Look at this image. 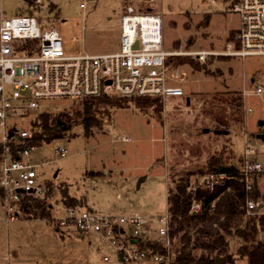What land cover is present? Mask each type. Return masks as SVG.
Returning a JSON list of instances; mask_svg holds the SVG:
<instances>
[{
    "label": "rangeland",
    "instance_id": "obj_1",
    "mask_svg": "<svg viewBox=\"0 0 264 264\" xmlns=\"http://www.w3.org/2000/svg\"><path fill=\"white\" fill-rule=\"evenodd\" d=\"M233 2L0 0V12L5 17L25 13L36 16L59 33L65 52L71 55L117 49L119 21L126 4L135 11L149 9L162 13L166 49L222 50L230 34L240 27L239 15L231 9ZM177 57L181 58L177 60ZM186 58L200 66H190ZM168 61L169 71L181 78L178 84L189 96V105L185 102L186 95L168 96L159 106L151 104L144 108L129 100L123 102V107L108 108L100 126L93 127L88 134L73 125L65 128L59 138L28 151L27 160L35 166L38 181L54 185L46 198L51 205L50 218H34L21 211L16 219L9 220L0 201V264H158L152 258L124 261L103 240L98 251L100 241L92 233L82 238L58 234L52 226V219L63 213V197L57 188L61 186L70 196L80 199L81 208L98 213L161 214L167 209V190L175 181L192 173L189 179L192 185L200 177L197 170L212 156L240 166L246 140L251 141L255 156L263 166L255 186L259 199L264 201V147L263 140L255 137L257 133H264V91L259 94L253 91L257 86L264 89V56H218L199 62L181 55ZM230 89L241 92L243 125L230 127L226 134L204 133L197 118L202 105H206L205 100L211 94L222 96ZM77 104L70 100L47 102L52 115ZM35 116L31 111V116L19 119L17 125L25 127ZM124 136L130 141H123ZM57 146L66 147L65 157H54ZM108 175L117 180V187L108 186L99 178ZM230 248L233 252L234 241ZM103 254L110 259L104 260ZM234 262L246 264L244 259ZM218 264L232 263L220 261Z\"/></svg>",
    "mask_w": 264,
    "mask_h": 264
},
{
    "label": "built area",
    "instance_id": "obj_2",
    "mask_svg": "<svg viewBox=\"0 0 264 264\" xmlns=\"http://www.w3.org/2000/svg\"><path fill=\"white\" fill-rule=\"evenodd\" d=\"M231 9L238 13L240 27L232 39L225 41L222 50L166 49L162 13L135 11L126 4L119 21L118 48L76 55L67 54L59 33L31 13L5 17L0 12V189L5 195L2 206L8 219L18 217L21 210L17 202L24 194L43 197L46 184L38 181L35 166L27 160L28 151L36 146L12 151L11 143L24 145L33 134L30 120L34 117L23 128L17 125L19 119L31 116V111L37 115L52 100H80L100 94L146 96L160 101L168 96L187 97L178 84L181 78L169 71V58L184 55L205 62L209 56H264V0H237ZM253 91L259 94L264 89L257 86ZM122 140L130 141L127 136ZM53 153L55 158H62L67 149L57 146ZM255 153L251 141L246 140L238 172L245 191V213L262 215L264 201L252 195L255 181L263 171ZM226 178V173L205 174L192 185L189 182L188 190H213L215 185L222 186ZM61 205L62 215L52 219L59 234L83 237L92 233L100 241L98 251L103 240L124 261L152 258L158 264H172L168 207L161 214L147 216L137 211L104 214L62 202ZM213 205L214 202L211 208ZM190 206L196 212L200 201H192ZM149 242L160 243L165 252L152 251L147 247ZM102 258L110 259L105 254Z\"/></svg>",
    "mask_w": 264,
    "mask_h": 264
},
{
    "label": "trees",
    "instance_id": "obj_3",
    "mask_svg": "<svg viewBox=\"0 0 264 264\" xmlns=\"http://www.w3.org/2000/svg\"><path fill=\"white\" fill-rule=\"evenodd\" d=\"M236 1L234 0L233 4ZM234 34L235 32H232L229 38L232 39ZM179 58L181 57H177V60ZM187 62L194 68L200 66L191 59ZM129 100L140 108L151 104L160 105L159 99L146 96L122 97L116 94H100L96 97L70 100L77 101L78 104L70 110L59 111L56 115H52L46 106L30 120L33 130L31 138L27 139L24 145L11 143L12 151L16 153L25 148L48 143L54 138H59L65 128L73 125L83 128L84 133L88 134L93 127L100 126L101 117L108 108L123 107V102ZM205 101L206 105L203 104L197 114L203 125V132L205 129H208L206 133L220 130L215 134H224V131L229 132L232 126L243 125V99L240 91L230 89L222 96L211 94ZM2 152L3 147L0 144V159ZM240 161L242 162V157ZM239 167L235 163L226 164L221 157L212 156L197 173L200 176L226 173L228 178L222 186L215 185L213 190L196 187L194 192H190L188 188L192 173H187L167 190L172 264H214L216 258L232 264H235V259H244L246 264H264V214L245 213V191L240 181ZM53 187L52 182H47L43 197L24 194L18 200L17 206L31 217L33 215L34 218L49 219L51 205L47 203L46 198L51 195ZM254 188L252 195L259 198L260 193L256 186ZM57 189L62 194L63 205L82 207L80 199L70 196L65 188L60 186ZM4 196L0 189V201ZM192 201H200L201 207L196 212L191 211ZM213 202L214 207L211 208ZM231 241L235 242L233 252L230 248ZM147 247L154 252H165L164 246L158 242H149Z\"/></svg>",
    "mask_w": 264,
    "mask_h": 264
},
{
    "label": "crops",
    "instance_id": "obj_4",
    "mask_svg": "<svg viewBox=\"0 0 264 264\" xmlns=\"http://www.w3.org/2000/svg\"><path fill=\"white\" fill-rule=\"evenodd\" d=\"M105 168H103V170H104ZM105 171V170H104ZM108 171H110V170H108ZM110 173H111V171H110ZM103 182H105L108 186H111V187H117V180L116 179H114L113 178V176L112 175H108V176H105V177H99ZM98 178V179H99ZM94 179H97V178H94ZM91 209V208H90ZM130 212H132V211H130ZM117 213V212H116ZM116 213H108V214H116ZM124 213H129V212H124ZM58 233V232H57ZM59 234V233H58ZM61 235V234H60ZM69 235V238H71V237H73V235H70V234H68ZM68 235H66V236H68ZM62 236H65V235H62ZM74 238H82V237H80V236H78V235H74ZM95 238H96V236H95ZM96 240L98 241V239L96 238ZM104 255V254H103ZM109 260V259H108Z\"/></svg>",
    "mask_w": 264,
    "mask_h": 264
},
{
    "label": "water",
    "instance_id": "obj_5",
    "mask_svg": "<svg viewBox=\"0 0 264 264\" xmlns=\"http://www.w3.org/2000/svg\"><path fill=\"white\" fill-rule=\"evenodd\" d=\"M26 1H28V0H26ZM134 45H136V43H134ZM185 102H186V105H189V103H190V98H189V96H187V97L185 98ZM259 123H260V124H263L262 121H260ZM204 132H205V133L208 132V129H205ZM219 132H220V130H215V133H219ZM226 133H227V132L224 131V134H226ZM11 134H12V133H10V135H11ZM255 137H256L257 139H259V140L261 139V140L264 141V133H262V132L257 133V134L255 135ZM55 175H56V174L54 173L53 176H55ZM137 186H138V184H137ZM80 237H82V236H80ZM119 257H120V254H119ZM120 258H121V257H120ZM220 261H221L220 259L216 258L215 261H214V264H218Z\"/></svg>",
    "mask_w": 264,
    "mask_h": 264
}]
</instances>
